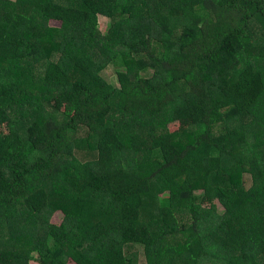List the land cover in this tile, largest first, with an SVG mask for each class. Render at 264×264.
<instances>
[{
  "label": "trees",
  "instance_id": "trees-1",
  "mask_svg": "<svg viewBox=\"0 0 264 264\" xmlns=\"http://www.w3.org/2000/svg\"><path fill=\"white\" fill-rule=\"evenodd\" d=\"M129 245L264 264V0H0V264Z\"/></svg>",
  "mask_w": 264,
  "mask_h": 264
},
{
  "label": "rangeland",
  "instance_id": "rangeland-1",
  "mask_svg": "<svg viewBox=\"0 0 264 264\" xmlns=\"http://www.w3.org/2000/svg\"><path fill=\"white\" fill-rule=\"evenodd\" d=\"M14 1H16V0H14ZM100 29H101L103 34H105V35L109 34V32L112 29L111 20H109L107 18H104V17H101L100 18ZM259 37H260V35H259ZM103 76L112 85H114L116 87H119L118 71H117V69L115 67L112 66V67L108 68L103 73ZM84 139L86 140L87 136L81 135V141L84 140ZM95 156H97V155H90L88 153L83 152L81 149L77 150V157L80 160L84 161V162L97 160V158ZM246 182H247V187H251L253 185V182L251 180V175L250 174L247 175ZM217 211L219 213L223 212V207H221L219 204H218V207H217ZM56 220L60 221L61 220V216L60 215L57 216ZM178 241H179V238H175V243H177ZM127 252H128V254H130L131 252H136L138 254V259H139L140 264H145V257H144L143 247H141L139 245H129L127 247ZM32 264H40V263L37 262V261H33Z\"/></svg>",
  "mask_w": 264,
  "mask_h": 264
}]
</instances>
